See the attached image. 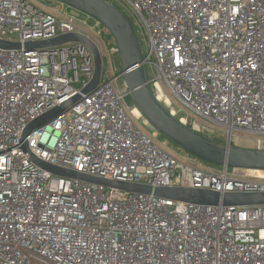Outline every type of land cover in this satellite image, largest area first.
Listing matches in <instances>:
<instances>
[{
	"label": "built area",
	"instance_id": "built-area-1",
	"mask_svg": "<svg viewBox=\"0 0 264 264\" xmlns=\"http://www.w3.org/2000/svg\"><path fill=\"white\" fill-rule=\"evenodd\" d=\"M111 3L129 14L153 93L167 104L171 94L230 144L246 133V147L264 149V0ZM83 15L0 0V40L76 33L94 43L102 64L98 86L83 94L94 74L86 43L0 48V264H264V204L159 198L57 176L29 158L152 188L264 192V176L174 152L146 130L125 88L115 87L123 73L114 71V39ZM76 94L73 106L23 137L28 123Z\"/></svg>",
	"mask_w": 264,
	"mask_h": 264
},
{
	"label": "water",
	"instance_id": "water-1",
	"mask_svg": "<svg viewBox=\"0 0 264 264\" xmlns=\"http://www.w3.org/2000/svg\"><path fill=\"white\" fill-rule=\"evenodd\" d=\"M58 1L72 9L98 20L111 34L118 48L121 69L123 73L125 92L130 96L140 114L159 134L166 137L178 148L189 154L218 165L231 168L253 169L264 171V149H253L213 141L207 136L192 129L166 110L156 99L148 85L143 66L142 55L136 32L120 9L115 7L111 0H51ZM70 41L86 43L93 54L94 74L87 86L80 93L86 94L98 86L101 75V57L94 43L79 34L67 33L56 38L30 41L20 44L0 40V48L16 50H54L56 46ZM81 95L76 94L68 100L56 105L38 118L27 124L23 137L31 131L51 122L75 104ZM227 135V139L229 138ZM25 146V145H24ZM29 158L40 168L57 176L74 178L81 182L100 184L120 190L142 194H152L155 197L173 199L177 201L223 206H247L264 204V192H225L184 188V187H150L143 184H133L119 180H110L99 176L87 175L72 169H65L41 161L28 153Z\"/></svg>",
	"mask_w": 264,
	"mask_h": 264
},
{
	"label": "rangeland",
	"instance_id": "rangeland-1",
	"mask_svg": "<svg viewBox=\"0 0 264 264\" xmlns=\"http://www.w3.org/2000/svg\"><path fill=\"white\" fill-rule=\"evenodd\" d=\"M39 1L43 4H48L50 7H54L56 9H61V7H64L65 10L73 15L74 17L77 18H84L83 13L72 9L70 7H65L62 3L58 2V1H51V0H36ZM49 2V3H48ZM124 6H127L125 2H123ZM121 8V7H120ZM122 9V8H121ZM122 12L124 13V15H126V17H129V14L122 9ZM90 23L92 22V19L88 20ZM141 39V37H140ZM142 44V42H141ZM143 47V45H142ZM114 62H113V66H114V71L115 73H118L121 69V64H120V58L119 55L114 57ZM146 69V75L147 76H151V72H150V68L149 66L145 67ZM115 87L118 89H124L125 85H124V80H123V76L122 77H118L117 79H115L114 81ZM165 93V91L163 92ZM166 94V93H165ZM154 95L157 99V101L166 109L168 110L174 117H176L178 120L184 122L185 124L189 125L192 129L202 133L203 135L207 136L208 138H210L213 141H218V142H224L225 141V134L223 132V130L220 127H214L212 126L209 122H207L206 120L199 118L197 116H195V119L193 117V115H191L190 113H188V110L185 109V107L182 105V103L180 101H178L174 96H172L171 94H169L170 98H171V104H167L164 102V100L162 99L161 95L158 94L157 92L154 91ZM126 102L128 104H131V98L129 95H127L126 97ZM139 121L141 123H143L144 121V117L141 116L139 118ZM146 126H144V128L148 131H151L153 133H156L157 137L159 138V141L161 142V144L163 146H165L166 148L174 151V152H179V153H185L184 150H180L179 148H177L172 142H170L168 139H166V137L160 135L153 127H151L150 124H145ZM249 136L246 133H236V135L234 137H232L231 142L233 145H237V146H242V147H246L252 144L251 141H249ZM209 165L213 166V168L218 167L217 165H213L211 163H209Z\"/></svg>",
	"mask_w": 264,
	"mask_h": 264
},
{
	"label": "bare ground",
	"instance_id": "bare-ground-1",
	"mask_svg": "<svg viewBox=\"0 0 264 264\" xmlns=\"http://www.w3.org/2000/svg\"><path fill=\"white\" fill-rule=\"evenodd\" d=\"M135 113H137V112L135 111ZM235 171L237 173H241V174H244V175L264 176V171H261V170L239 169V168H236Z\"/></svg>",
	"mask_w": 264,
	"mask_h": 264
},
{
	"label": "trees",
	"instance_id": "trees-1",
	"mask_svg": "<svg viewBox=\"0 0 264 264\" xmlns=\"http://www.w3.org/2000/svg\"><path fill=\"white\" fill-rule=\"evenodd\" d=\"M115 5V4H114ZM117 8H119V6L115 5ZM108 38H112L111 34L108 32ZM198 132V131H197ZM200 133V132H199ZM202 134V133H201ZM161 135V134H160ZM177 147V146H176ZM178 148V147H177ZM180 149V148H179Z\"/></svg>",
	"mask_w": 264,
	"mask_h": 264
}]
</instances>
